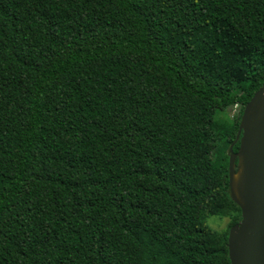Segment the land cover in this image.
Returning a JSON list of instances; mask_svg holds the SVG:
<instances>
[{
	"label": "trees",
	"instance_id": "1",
	"mask_svg": "<svg viewBox=\"0 0 264 264\" xmlns=\"http://www.w3.org/2000/svg\"><path fill=\"white\" fill-rule=\"evenodd\" d=\"M263 83L264 0H0V264H231Z\"/></svg>",
	"mask_w": 264,
	"mask_h": 264
},
{
	"label": "water",
	"instance_id": "2",
	"mask_svg": "<svg viewBox=\"0 0 264 264\" xmlns=\"http://www.w3.org/2000/svg\"><path fill=\"white\" fill-rule=\"evenodd\" d=\"M229 146V194L241 219L227 236L231 264H264V83L244 105L235 141Z\"/></svg>",
	"mask_w": 264,
	"mask_h": 264
},
{
	"label": "rangeland",
	"instance_id": "3",
	"mask_svg": "<svg viewBox=\"0 0 264 264\" xmlns=\"http://www.w3.org/2000/svg\"><path fill=\"white\" fill-rule=\"evenodd\" d=\"M238 111V107L237 106H233L229 109L226 110V113L228 115H234L236 114ZM229 223V218L228 217H224V218H220L218 216L215 215H211L207 218V224L210 228L222 232L224 229H226L227 225Z\"/></svg>",
	"mask_w": 264,
	"mask_h": 264
}]
</instances>
